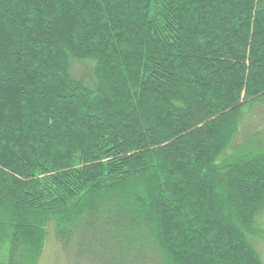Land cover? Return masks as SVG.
<instances>
[{"label": "trees", "instance_id": "obj_1", "mask_svg": "<svg viewBox=\"0 0 264 264\" xmlns=\"http://www.w3.org/2000/svg\"><path fill=\"white\" fill-rule=\"evenodd\" d=\"M264 264V0H0V264Z\"/></svg>", "mask_w": 264, "mask_h": 264}, {"label": "rangeland", "instance_id": "obj_2", "mask_svg": "<svg viewBox=\"0 0 264 264\" xmlns=\"http://www.w3.org/2000/svg\"><path fill=\"white\" fill-rule=\"evenodd\" d=\"M264 256V248L260 247ZM61 253L58 245L50 242L45 249L43 259L40 264H92L91 259L84 256H76L75 249H69L67 252Z\"/></svg>", "mask_w": 264, "mask_h": 264}]
</instances>
